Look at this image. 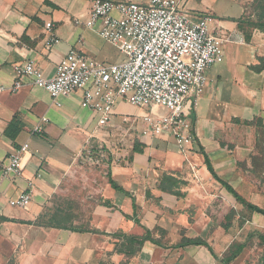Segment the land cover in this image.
<instances>
[{"label":"crops","instance_id":"obj_1","mask_svg":"<svg viewBox=\"0 0 264 264\" xmlns=\"http://www.w3.org/2000/svg\"><path fill=\"white\" fill-rule=\"evenodd\" d=\"M92 1L0 0V84L10 87L16 67L31 59L53 77L71 48L102 63L123 61L125 54L100 35L99 24L86 25ZM253 2L183 0L192 21L210 17L209 32L233 40L224 45V60L207 70L203 92L189 97L193 140L183 145L172 132L152 131L145 122L150 107L125 99L116 101L110 121L103 122L82 106L81 90L59 97V106L29 81L2 92L0 264H217L233 243L247 241L251 220L238 227L234 219L228 230L222 226L229 209L243 204L214 178L206 158L221 179L261 206L255 202L264 200V193L252 184L258 175L251 171L258 133L251 122L261 118L264 125V70L254 69L264 57V31L248 23L254 19ZM48 22L59 37L51 49L45 46ZM38 123L43 131L34 133ZM117 136L133 140V148L140 143L142 152L129 151L102 179L79 177L89 144ZM25 143L22 172L5 175L4 163ZM165 173L178 179L179 195L158 188ZM24 192L32 195L30 205L12 206L10 200ZM253 216L264 220L261 213ZM147 231L161 244L146 240L128 255L127 237ZM184 236L202 237L217 256L204 245L176 247ZM248 248L230 264H247L238 260Z\"/></svg>","mask_w":264,"mask_h":264},{"label":"built area","instance_id":"obj_2","mask_svg":"<svg viewBox=\"0 0 264 264\" xmlns=\"http://www.w3.org/2000/svg\"><path fill=\"white\" fill-rule=\"evenodd\" d=\"M182 3L93 0L86 25L99 24L100 35L126 58L106 64L71 48L53 77H47L31 59L16 67L17 79L10 87L0 84V96L4 90L16 91L29 81L46 89L59 106V97L81 90L82 106L99 113L103 122L110 121L116 101L125 99L151 108L145 122L155 133L172 132L180 145L191 142L189 97L203 92L207 70L224 60V45L233 40L211 34L210 17L192 21ZM46 34L45 46L51 49L59 42L52 22L46 24ZM33 131L41 133L42 125L38 123ZM28 149L25 143L9 155L3 166L5 175L22 172L23 153ZM31 201V193L24 192L10 204L27 208Z\"/></svg>","mask_w":264,"mask_h":264},{"label":"trees","instance_id":"obj_3","mask_svg":"<svg viewBox=\"0 0 264 264\" xmlns=\"http://www.w3.org/2000/svg\"><path fill=\"white\" fill-rule=\"evenodd\" d=\"M253 10H254V19L251 20L249 17L248 23L251 27H257L261 30L264 31V0H254L253 2ZM260 64L257 66H254V69L257 71H262L264 70V57H260ZM18 118L16 117L11 125L10 129H12L13 126L17 123ZM251 124L257 126V133H258V138H257V148H258V153L252 155V165L253 171L256 174H264V125L263 121L261 118H256ZM134 151L137 152H142V145L140 143H135ZM207 165L209 167V170L213 174L214 178H216L218 181L221 182V184L226 187V189L236 198V200L243 204L244 207H246L249 211L251 212H258L264 215V208L256 205L250 201H248L245 197H243L237 190L233 188L228 182L225 180L221 179L217 173L214 171L213 167L211 166V163L209 161V158H206ZM110 182L116 189H121L115 181H113L112 178H110ZM179 187V182L176 177H174L171 174L165 173L164 176L162 177L158 188L164 192H169L173 194L179 195L180 192L178 191ZM238 214V210L236 208H230L227 214L224 216V219L222 220V226L228 230L232 225H233V220L235 216ZM244 221H242L243 223ZM241 223V224H242ZM258 235V245L263 249V252L260 257V264H264V231H259L257 233ZM146 240H151L154 243L161 244L159 240H157L155 237H153L151 231H147V233L143 236H129L127 237V246L125 252L128 255H134L136 254L143 243ZM189 245H204L206 246L214 256L215 252L211 245L202 237H194V238H189L184 236L181 240L180 243L176 245V247H186ZM248 246L247 241L244 243L236 242L233 243L229 249L226 251V255L222 258V261L224 264H230L234 259H236L243 251L244 249ZM123 251V250H121Z\"/></svg>","mask_w":264,"mask_h":264},{"label":"rangeland","instance_id":"obj_4","mask_svg":"<svg viewBox=\"0 0 264 264\" xmlns=\"http://www.w3.org/2000/svg\"><path fill=\"white\" fill-rule=\"evenodd\" d=\"M121 55L123 56V53H121ZM144 109L149 110L148 107ZM160 110L164 112L162 108ZM132 145L133 140L126 137L123 138L122 136L114 138L106 137L105 140L100 138L99 142H91L85 154L80 158L81 168H79L78 176L81 178L95 177L96 179H102L104 176L106 177L109 168L114 162H123L124 158H129L128 152L132 151ZM252 184L256 191L264 193V176L262 174L256 175L255 180H252ZM255 203H260L261 206H264V200H257ZM239 207L238 214L234 218V225L240 227L242 221L246 220H251L252 223L250 226L251 228L248 230L250 235L247 238L248 247L250 248L243 253L238 261H248L247 264H258L263 249L258 245L257 233L260 229L264 231V228L260 226L264 224V220L261 216H255L254 218L253 212L249 211L246 207L241 205ZM66 221L70 222V219H66ZM248 233L244 235V239L247 237L246 235H248ZM222 238H225L224 234ZM226 254V252H223L220 257L223 258ZM221 263L222 262H218L217 264Z\"/></svg>","mask_w":264,"mask_h":264}]
</instances>
